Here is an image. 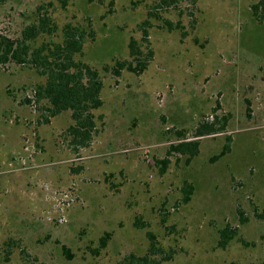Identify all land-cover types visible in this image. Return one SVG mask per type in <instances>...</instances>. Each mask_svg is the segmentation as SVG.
Returning <instances> with one entry per match:
<instances>
[{
  "label": "rangeland",
  "instance_id": "obj_1",
  "mask_svg": "<svg viewBox=\"0 0 264 264\" xmlns=\"http://www.w3.org/2000/svg\"><path fill=\"white\" fill-rule=\"evenodd\" d=\"M256 1L161 8L160 0H0V34L19 37L40 6L59 26L40 40H60L70 22L90 33L79 58L104 82L96 131L81 147L68 133L70 111L46 122L45 103L27 101L44 78L0 66V264H117L147 253V231L176 251L162 264H264V23L252 15ZM145 20L147 69L115 75ZM202 123L225 129L196 138ZM179 133L200 142L191 159L168 153ZM228 138L230 151L218 157ZM185 182L194 185L188 203ZM227 224L239 232L221 248Z\"/></svg>",
  "mask_w": 264,
  "mask_h": 264
},
{
  "label": "trees",
  "instance_id": "obj_2",
  "mask_svg": "<svg viewBox=\"0 0 264 264\" xmlns=\"http://www.w3.org/2000/svg\"><path fill=\"white\" fill-rule=\"evenodd\" d=\"M178 0H160L156 6L170 7ZM43 6L38 7L36 19L29 23L21 32V35L12 38L5 34H0V66L15 63L20 66H27L34 69L44 81L36 85L33 100L31 103L43 101L45 109L48 111L45 117L48 122L49 117L61 114L64 111L71 112L73 123L68 127V133L72 137L71 142L75 146L87 147L90 144L96 131V116L94 110L103 105L102 90L104 87L103 79L98 68L82 61L79 55L82 54L85 39L90 35L80 26L73 23H66L62 27L61 39L53 40L40 37H52L59 30L58 24L50 15L48 10H42ZM253 17L259 22L264 23V0H257L251 5ZM150 16L155 15L152 12ZM149 20H145L141 29L143 32L141 42L135 37L129 41V53L131 59L117 61L113 72L120 76L123 69L135 73L144 72L153 56V51L144 50L143 46L149 45ZM225 126L216 127L214 123L200 124L195 131L194 137L221 133ZM179 133L177 144H172L168 150L169 155L173 153L188 155L189 159L199 152L200 142L198 140L187 141L188 137ZM231 138L220 152L218 157L224 156L230 151ZM165 164V162L163 161ZM167 163V160H166ZM182 202L188 203L194 193V185L185 182L182 186ZM264 219V210L258 214ZM165 223V220H162ZM138 227H145L143 222H137ZM238 227L227 224L219 230L218 246L226 248L228 244L238 236ZM149 246L147 253L143 256L129 254L117 264H162L164 261L171 260L176 253L175 249L169 250L162 247L157 240V236L152 231H147ZM111 234L106 232L100 238V247L107 246ZM64 251H69L63 246Z\"/></svg>",
  "mask_w": 264,
  "mask_h": 264
}]
</instances>
